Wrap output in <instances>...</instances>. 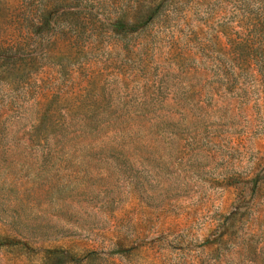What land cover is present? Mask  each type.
Masks as SVG:
<instances>
[{
  "label": "rangeland",
  "instance_id": "374dc122",
  "mask_svg": "<svg viewBox=\"0 0 264 264\" xmlns=\"http://www.w3.org/2000/svg\"><path fill=\"white\" fill-rule=\"evenodd\" d=\"M170 9L2 82L0 264H264V0Z\"/></svg>",
  "mask_w": 264,
  "mask_h": 264
},
{
  "label": "trees",
  "instance_id": "16d2710c",
  "mask_svg": "<svg viewBox=\"0 0 264 264\" xmlns=\"http://www.w3.org/2000/svg\"><path fill=\"white\" fill-rule=\"evenodd\" d=\"M172 3L149 0L142 22L125 16L102 20L86 0H5L0 4V85L18 75L30 79L38 65L56 55L71 65L80 63L91 52L92 31L105 27L109 39L120 32L126 37L158 16L168 17Z\"/></svg>",
  "mask_w": 264,
  "mask_h": 264
}]
</instances>
